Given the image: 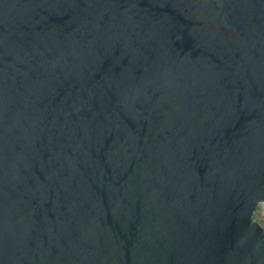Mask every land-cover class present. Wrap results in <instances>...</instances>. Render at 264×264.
Here are the masks:
<instances>
[{"label": "water", "instance_id": "water-1", "mask_svg": "<svg viewBox=\"0 0 264 264\" xmlns=\"http://www.w3.org/2000/svg\"><path fill=\"white\" fill-rule=\"evenodd\" d=\"M264 0H0V264H264Z\"/></svg>", "mask_w": 264, "mask_h": 264}, {"label": "built area", "instance_id": "built-area-1", "mask_svg": "<svg viewBox=\"0 0 264 264\" xmlns=\"http://www.w3.org/2000/svg\"><path fill=\"white\" fill-rule=\"evenodd\" d=\"M255 214L257 219H261L264 221V200L259 203L254 215Z\"/></svg>", "mask_w": 264, "mask_h": 264}, {"label": "rangeland", "instance_id": "rangeland-1", "mask_svg": "<svg viewBox=\"0 0 264 264\" xmlns=\"http://www.w3.org/2000/svg\"><path fill=\"white\" fill-rule=\"evenodd\" d=\"M253 219L258 220L264 226V221L261 219H257L256 214L254 215Z\"/></svg>", "mask_w": 264, "mask_h": 264}]
</instances>
